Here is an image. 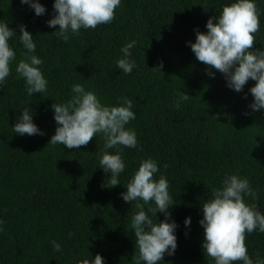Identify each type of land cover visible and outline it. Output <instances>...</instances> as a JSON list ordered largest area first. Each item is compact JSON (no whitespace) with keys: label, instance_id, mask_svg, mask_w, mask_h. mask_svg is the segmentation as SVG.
<instances>
[{"label":"trees","instance_id":"trees-1","mask_svg":"<svg viewBox=\"0 0 264 264\" xmlns=\"http://www.w3.org/2000/svg\"><path fill=\"white\" fill-rule=\"evenodd\" d=\"M38 2L46 9L41 16L20 0H0V23L17 32L9 41L16 59L0 86V264H79L96 254L104 264H134L131 217L136 203L143 202L126 203L120 194L148 158L159 168L154 178L167 179L175 202L169 222L177 225V248L160 264H214L203 252L199 221L201 205L225 176L246 178L258 198L245 197V202L264 214V109L249 107L255 81L250 79L242 92L230 89L218 71L213 70L214 77L206 74L207 66L187 43L195 42L194 30L206 32L207 20L235 0H121L112 23L69 32L67 43L53 34L59 26L46 23L54 0ZM255 3L260 30L254 49H264V0ZM20 25L34 37L32 55L43 60V94L27 95L25 81L17 78L15 68L25 51ZM132 41L130 59L136 67L124 74L116 62ZM161 62V72L152 69ZM74 84L94 92L105 106H119V97L133 101L136 118L126 128L136 133L138 147L107 150L119 152L125 163L115 187H108L111 174L99 167L102 134L79 150L49 143L58 126L51 105L71 99ZM182 91L190 97L177 109ZM25 108H31L33 123L44 135L13 132ZM149 206L144 210L153 222L163 221L164 215H152ZM245 244L254 262L257 253L264 259V233L247 234Z\"/></svg>","mask_w":264,"mask_h":264},{"label":"clouds","instance_id":"clouds-1","mask_svg":"<svg viewBox=\"0 0 264 264\" xmlns=\"http://www.w3.org/2000/svg\"><path fill=\"white\" fill-rule=\"evenodd\" d=\"M20 3L33 9L36 16L46 12L38 0H20ZM120 4L121 0H54L53 16L46 23L50 28L59 26L53 34L67 43L69 32L76 35L81 29L94 30L98 25L112 23ZM206 29V32L194 30L195 42H187L196 59L207 66L206 74L214 77L213 70L218 71L224 76L227 87L236 92H242L250 79L255 81L249 89L253 97L249 107L253 111L264 109V49H254L255 34L260 30L255 0H235L224 5L218 17L212 16L207 20ZM19 33V43L25 51L15 68L17 78L25 81L27 95L43 94L47 91V80L39 67L43 60L32 55L36 51L34 37L24 25L19 26ZM16 35L17 32L8 24L0 23V86L5 85L6 78L11 74L10 65L16 59V52L9 46L10 39ZM135 45L136 41H132L120 49L123 58L117 60L116 67L124 74H130L136 67L130 59V49ZM162 68L163 62L152 69L161 72ZM72 93L66 103L51 105L58 126L49 143L79 150L81 146H87L96 134H102L105 150L99 156V167L111 174L108 187H115L120 184L118 177L124 172L125 163L119 152L110 154L107 150L118 146L138 147L136 133L126 128L136 118L132 110L133 101L119 97V106H105L94 92L86 91L81 84H74ZM178 96L177 109L181 101L190 97L183 91ZM12 129L20 136L45 134L33 123L31 108H25L20 113ZM158 171L154 160H142L126 191L120 194L126 203L143 202L136 203L138 211L131 217L135 238L134 264H160L166 253L172 256L177 248L174 234L177 225L175 221L169 222V208L175 202L169 193L167 179L164 176L158 180L154 178ZM245 197L256 200L258 194L246 178L228 175L220 188L212 190V198L201 205L203 218L199 223L204 229L202 249L214 264H264L259 253L255 262L249 257L245 244L247 234L257 230L264 233V214L255 204H247ZM152 204L155 206L152 207ZM144 205H150L148 212L154 216L162 213L164 220L154 223ZM3 223L0 220V231H3ZM184 223L189 226L191 218H186ZM52 245L55 251H61L60 244L52 241ZM79 264H104V260L96 254L94 259H83Z\"/></svg>","mask_w":264,"mask_h":264}]
</instances>
